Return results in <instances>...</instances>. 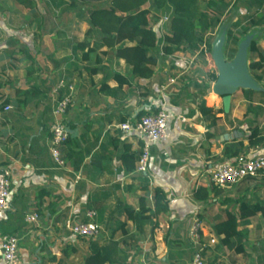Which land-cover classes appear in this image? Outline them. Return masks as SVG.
<instances>
[{"label": "crops", "instance_id": "1", "mask_svg": "<svg viewBox=\"0 0 264 264\" xmlns=\"http://www.w3.org/2000/svg\"><path fill=\"white\" fill-rule=\"evenodd\" d=\"M29 12L37 19L36 30L0 32V171H7L10 180V209L0 217V240L5 235L18 239L19 264H84L90 241L74 238L66 225L91 221L100 230L93 240L98 247L117 244L112 264H169V242L170 251L177 252L170 262L192 264L187 236L194 219L204 238L218 240L214 225L228 212L236 214L240 202L264 203V174L216 191L206 175L225 163L223 150L230 145H243L241 157H264V64L261 70L249 71L262 78L256 83L258 91L249 100L237 91L226 113L221 98L211 91L209 75L217 76V71L199 53L200 47L195 53L160 54L168 26L161 32L159 22L151 21L159 41L148 55L156 65L150 78L140 79L115 56L117 47L101 45L84 8L78 14L56 13L48 29L42 27L44 17L33 9ZM259 13L264 15V9ZM244 14L238 8V16ZM217 36L209 32L204 40L212 37V44ZM138 40L122 46L131 47ZM257 49L264 56V29L259 30ZM257 61V54L248 55V64ZM168 78L176 83L162 91ZM196 84L203 86L202 93ZM69 94L71 103L62 117L68 139L59 148L63 166L58 167L50 154L52 112ZM202 101L212 115L200 111ZM159 110L168 117L166 138L151 147L144 176L127 171L122 156H136L141 144L135 135L122 133L119 125ZM252 131L260 142L249 144ZM198 188L209 190L206 201L195 198ZM140 198L154 214L149 224L130 222L116 209L121 203L138 211ZM90 212L95 219L86 217ZM31 213L38 220L27 225L24 218ZM122 225L126 235L119 229ZM238 230L245 236L244 254L223 248L229 257L219 255L223 262L263 264V249L256 240L263 235L264 218L258 214ZM70 249L75 253L63 254Z\"/></svg>", "mask_w": 264, "mask_h": 264}, {"label": "trees", "instance_id": "2", "mask_svg": "<svg viewBox=\"0 0 264 264\" xmlns=\"http://www.w3.org/2000/svg\"><path fill=\"white\" fill-rule=\"evenodd\" d=\"M19 4L28 6L31 4L28 0H16ZM80 1L87 14L88 25L93 32H97L101 36V45L108 48H115V56L122 59L131 67V75L135 78L147 79L153 74L152 67L156 65V59L149 56V52L157 50V37L155 32L150 28V23L158 24L160 17L169 15V36L163 37L164 47L163 56L172 55L176 51H188L195 53L199 50L200 45L204 41L206 33L216 31V36L223 34L225 43L223 46V54L227 58H232L238 49V45L247 37L251 36L252 40L248 47V55L257 54L258 61L248 65L249 71H257L262 69L264 64V56L257 49V37L259 30L264 29V15L259 11L264 9V0H235L233 4L227 0H71ZM51 4L56 8L64 5L61 0H50ZM200 3L204 4L202 8ZM243 8L245 14L238 16V8ZM154 13L158 17H154ZM232 14L226 18L223 23L221 17ZM236 16V20H233ZM230 19V20H229ZM246 24V25H245ZM139 39L131 47H123L125 41H133ZM217 37L214 38L213 43ZM212 37L206 38V47L208 59H211ZM90 51L87 52V57ZM213 64V62H210ZM214 65V64H213ZM261 74H264L262 71ZM251 78L255 83L262 81L261 77L251 74ZM217 76L209 75V81L215 82ZM122 85V84H121ZM202 85L196 84V89L201 93ZM1 87V84H0ZM244 97L249 100L256 92L251 90H239ZM62 99V98H61ZM60 99V100H61ZM59 101V100H58ZM200 111L206 116L212 115V109L205 107L204 101L199 103ZM145 113L137 116V119L143 117ZM136 119V120H137ZM256 131H252L249 136V144L260 142L257 139ZM244 153L241 143L230 145L224 148L223 157L225 162H233L236 158ZM140 151L136 156L125 153L122 156L125 169L129 172L135 170V164L139 158ZM129 164V165H126ZM264 174V173H263ZM144 176L143 174H140ZM217 188L212 187V191ZM204 191V195H200ZM209 190L198 188L195 198L206 201ZM116 209L121 210L125 214L128 221L137 225L149 224L154 217L150 210L145 208L143 198L139 199V209L134 211L132 208L118 203ZM157 213V206H156ZM155 213V216H156ZM260 214L264 218V203H244L240 202L238 212L236 214L228 212L226 219L218 222L213 227V232L218 239L221 249L232 251L235 254H244L243 241L245 236L239 232V226L248 224V220ZM122 235H126L127 231L124 226H120ZM117 231V230H115ZM90 242V255L85 259L84 264H112V255L116 254L115 247L117 244L108 245L106 247H98L93 240ZM168 260L169 264L173 256H177V252L170 251L172 243H168ZM217 247V249H218ZM179 246L176 247L178 249ZM75 253L73 249L64 250L63 254ZM194 252L189 249L188 255L192 257ZM264 264V262H263Z\"/></svg>", "mask_w": 264, "mask_h": 264}, {"label": "built area", "instance_id": "3", "mask_svg": "<svg viewBox=\"0 0 264 264\" xmlns=\"http://www.w3.org/2000/svg\"><path fill=\"white\" fill-rule=\"evenodd\" d=\"M169 25V15H165L159 20V30L162 32L165 26ZM164 40L160 45V54L163 56ZM199 53L208 58L205 40L200 45ZM175 78H168L166 85L162 88L165 91L168 87L175 85ZM71 103V95L63 97L56 102L52 112L54 125L51 129L50 154L54 163L58 167L63 166L59 148L67 141L68 134L62 126V117L67 107ZM6 107L4 111H9ZM168 117L163 110H159L150 115H145L135 121H127L119 125V129L124 134H133L139 140L140 154L135 164V173L145 175L150 160L151 147L166 138ZM183 121V120H182ZM264 173V157H238L233 162H225L216 168L206 172L209 183L217 189H230L241 184L246 179L260 177ZM10 180L9 173L0 171V217L10 209ZM90 220L95 219L94 212L87 213ZM38 215L31 213L26 215L24 223L27 225L36 224ZM70 234L77 239L95 240L99 237L100 230L96 223H68L66 225ZM188 243L194 254L192 264H205V255L212 249L216 240L214 238H204L201 232V225L197 219L191 223L188 231ZM18 239L11 235H5L0 240V253L4 264H19Z\"/></svg>", "mask_w": 264, "mask_h": 264}, {"label": "rangeland", "instance_id": "4", "mask_svg": "<svg viewBox=\"0 0 264 264\" xmlns=\"http://www.w3.org/2000/svg\"><path fill=\"white\" fill-rule=\"evenodd\" d=\"M28 1H31L32 3L28 6H25L23 4H19L16 0H0V32H2V34H4L3 32L4 30H13V31L36 30L37 28L36 20L37 19H34L31 16L29 9H33L35 14H37L38 17L39 16L44 17V19L42 20V27H44L43 29H48L50 25L53 23L51 22V20L53 18V15H55L56 13L68 12V13L78 14L82 12V8H83L80 2H77V1L74 2L70 0H64L65 6L63 5L62 7L58 9L51 7L52 5H50V0H28ZM229 1L232 2V0H229ZM199 6L204 8V4L202 3H200ZM158 16H159L158 14L154 13L153 20H154V17H158ZM228 16L230 17L232 16V14L230 15L229 13V15L221 17V20L224 22L226 18L228 19ZM227 59L230 60L231 59L230 56L227 57ZM209 62H212L210 58L208 59V63ZM212 66L214 65L212 64ZM254 237H255L254 235L251 236L252 239H254ZM256 241H257L256 244L258 248L263 249L261 253L264 255V232H263L262 237L260 236L259 239ZM218 246H219V242L216 240L215 246L212 249H210L208 253H206L205 255V264H208L207 259L209 258L221 259V262H218L216 264H225L223 262L224 258H229V257H226L227 256L226 253H224L225 255L223 254L225 250L223 248L221 249ZM219 255L223 256L224 258L220 257Z\"/></svg>", "mask_w": 264, "mask_h": 264}, {"label": "water", "instance_id": "5", "mask_svg": "<svg viewBox=\"0 0 264 264\" xmlns=\"http://www.w3.org/2000/svg\"><path fill=\"white\" fill-rule=\"evenodd\" d=\"M252 37L239 43L236 54L228 60L223 54L225 37L217 36L212 46L211 59L217 71V79L211 87L214 95L221 98L223 111L228 112L231 97L239 90L258 91L248 68V47Z\"/></svg>", "mask_w": 264, "mask_h": 264}]
</instances>
